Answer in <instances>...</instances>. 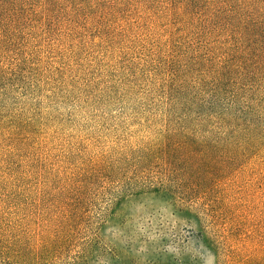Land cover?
Returning a JSON list of instances; mask_svg holds the SVG:
<instances>
[{"label":"trees","instance_id":"obj_1","mask_svg":"<svg viewBox=\"0 0 264 264\" xmlns=\"http://www.w3.org/2000/svg\"><path fill=\"white\" fill-rule=\"evenodd\" d=\"M132 1L0 0V153L23 159L1 169L0 264H70L88 242L90 204L104 193L106 205L140 190L168 195L176 188L170 174L196 166L177 162L173 153L264 159V0H164L175 30L163 44L140 39L143 52L126 59L118 82L106 87L109 100L137 92L143 99L109 113L119 133L108 143L86 130L62 132L38 100L29 101L40 84L48 86L47 97L57 88L69 65L62 52L74 53L68 41L80 30L92 36L90 46L110 47L117 35L110 28ZM52 33L57 37L50 40ZM120 33L125 38L128 28ZM55 42L68 46L56 52ZM120 44L117 54L125 59L129 47ZM41 46L44 57L34 59ZM51 52L54 61L46 59ZM97 83L81 88L83 103L100 101ZM13 88L22 89V104L5 109ZM65 137L77 139L52 153L54 140ZM182 179L188 181L182 174L177 184Z\"/></svg>","mask_w":264,"mask_h":264},{"label":"rangeland","instance_id":"obj_2","mask_svg":"<svg viewBox=\"0 0 264 264\" xmlns=\"http://www.w3.org/2000/svg\"><path fill=\"white\" fill-rule=\"evenodd\" d=\"M123 11L122 17L110 28L117 31L110 47L97 42L90 46L92 36L86 30H80L81 36L76 40L68 41L74 44V53L69 57V50L62 52L68 44L62 47L61 43H51L52 50L62 52V59L69 65H65V73L58 75L57 88L49 97L46 96L48 86L44 84H40L33 95L27 94L29 101L38 100L44 115L54 121L51 126L76 134L86 130L99 135L101 143H108L119 133L109 113H116L119 107L129 111L143 102L139 92L128 97L119 96L121 101L109 100L106 87L118 82L126 59H134L138 52H143L140 39H157L163 44L169 29L175 30V25L169 23L170 16L165 18L164 0L132 1ZM124 28H128L125 38L120 33ZM50 36L53 40L57 34ZM122 41L129 47L123 48L128 52L125 59L117 54L123 47ZM44 51L41 46L34 59L38 58L37 54L44 57ZM54 55L51 52L46 59L54 61ZM31 76L28 75V80ZM90 81L98 82L100 101L87 104L82 100L84 86ZM11 90L4 104L5 109L14 110L22 104V89ZM29 101L28 109L33 107ZM76 139L54 140L52 146L56 147L52 153H61L63 146L74 144ZM173 157L177 162L196 163V166L190 171H181L180 166L177 173L170 174L176 188L166 192L168 195L140 190L124 193L106 205L107 194L104 193L103 198L90 204L93 221L87 232L88 242L70 264H264L262 153H173ZM1 160L4 162L0 164V177H4L1 169L23 159L18 153H0ZM153 169L159 167L156 165ZM182 174L188 181L182 179L180 185L177 182ZM186 183L193 185L192 192L185 193Z\"/></svg>","mask_w":264,"mask_h":264}]
</instances>
